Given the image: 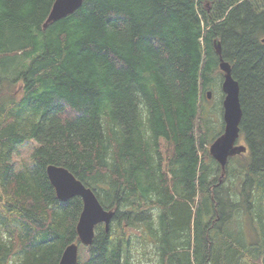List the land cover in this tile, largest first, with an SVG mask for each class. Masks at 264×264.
I'll list each match as a JSON object with an SVG mask.
<instances>
[{
	"label": "trees",
	"instance_id": "trees-1",
	"mask_svg": "<svg viewBox=\"0 0 264 264\" xmlns=\"http://www.w3.org/2000/svg\"><path fill=\"white\" fill-rule=\"evenodd\" d=\"M54 1L0 0V264H58L72 243L77 264H131V229L147 264H264V0H83L42 30ZM214 40L246 148L223 171ZM49 165L114 212L89 247Z\"/></svg>",
	"mask_w": 264,
	"mask_h": 264
},
{
	"label": "water",
	"instance_id": "water-1",
	"mask_svg": "<svg viewBox=\"0 0 264 264\" xmlns=\"http://www.w3.org/2000/svg\"><path fill=\"white\" fill-rule=\"evenodd\" d=\"M82 2L83 0H55L42 25V29H45L51 23L72 15L81 7ZM262 42L264 43V39ZM215 50L219 56L220 71L223 73L221 92L223 94L222 120L224 128L222 134L210 144L208 152L223 171L227 159L245 153L246 148L242 145H236L242 115L239 104V86L231 76L229 64L221 58V50L218 43H216ZM210 96L211 94L208 93L207 98H210ZM45 173L57 200L66 202L76 197L81 200L82 210L75 228L77 240L81 245L89 247L92 244L94 229L97 225H103L105 232H108L114 212L105 210L90 188L82 184L63 167L49 165L46 167ZM77 261L78 245L72 243L65 248L58 264H77Z\"/></svg>",
	"mask_w": 264,
	"mask_h": 264
},
{
	"label": "rangeland",
	"instance_id": "rangeland-1",
	"mask_svg": "<svg viewBox=\"0 0 264 264\" xmlns=\"http://www.w3.org/2000/svg\"><path fill=\"white\" fill-rule=\"evenodd\" d=\"M220 72V70H219ZM220 80H217L216 79V82L218 81V83L212 88V91L214 89H216V91H218V93H211L212 96L211 98L209 99H205V102L207 103V100L212 104V105H216V104H221V107H222V101H223V94L221 92V87H220V84L223 80L222 78V73L220 72ZM204 102V106L206 105ZM222 132H223V129H222ZM239 145H241L239 143ZM33 146H35L34 143H28V145H25L21 148H19V153H18V161L19 162H26L27 161V157L29 155V152L31 151V149L33 148ZM209 148V147H208ZM127 236H129L132 240H133V248H131V251H130V256H129V262L131 264H136V260H141L142 262L144 263H141V264H147V261H149V257H145L147 259V261L142 258L140 255H139V249L136 248V240H134L136 238V230L134 229H131V230H126V233H125ZM149 264V263H148Z\"/></svg>",
	"mask_w": 264,
	"mask_h": 264
},
{
	"label": "bare ground",
	"instance_id": "bare-ground-1",
	"mask_svg": "<svg viewBox=\"0 0 264 264\" xmlns=\"http://www.w3.org/2000/svg\"><path fill=\"white\" fill-rule=\"evenodd\" d=\"M70 16V15H69ZM43 30V29H42ZM216 43H218L217 42V40H214V42H213V49L215 50V46H216ZM219 44V43H218ZM219 45H221V44H219ZM216 52V51H215ZM216 54V53H215ZM222 58V57H221ZM223 61H224V59H222ZM224 62H226V61H224ZM226 63H228V62H226ZM219 64H220V61H219V58H218V69L220 70V68H219ZM229 64V63H228ZM229 66H230V64H229ZM231 68V67H230ZM221 72V71H220ZM222 73V72H221ZM222 78H223V73H222ZM234 79V78H233ZM223 81V80H222ZM221 84H222V82H221ZM221 84H220V87H221ZM208 93H211V91H207L206 92V96H207V94ZM207 99H209V98H207ZM241 106V105H240ZM242 113V112H241ZM242 146H244L243 144H241ZM238 146H240V145H238ZM227 161H228V159H227ZM227 163V162H226ZM218 164V163H217ZM102 205V204H101ZM108 232H109V228H108Z\"/></svg>",
	"mask_w": 264,
	"mask_h": 264
}]
</instances>
